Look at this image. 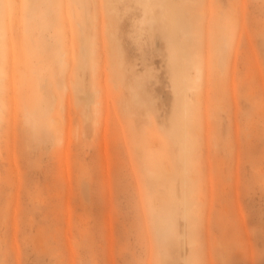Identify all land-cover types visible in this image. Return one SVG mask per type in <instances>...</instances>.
I'll use <instances>...</instances> for the list:
<instances>
[{
	"label": "rangeland",
	"instance_id": "1",
	"mask_svg": "<svg viewBox=\"0 0 264 264\" xmlns=\"http://www.w3.org/2000/svg\"><path fill=\"white\" fill-rule=\"evenodd\" d=\"M77 1L0 0V264H264V0H170L185 198L169 0Z\"/></svg>",
	"mask_w": 264,
	"mask_h": 264
},
{
	"label": "bare ground",
	"instance_id": "2",
	"mask_svg": "<svg viewBox=\"0 0 264 264\" xmlns=\"http://www.w3.org/2000/svg\"><path fill=\"white\" fill-rule=\"evenodd\" d=\"M62 1V0H61ZM167 1V0H165ZM72 4L77 5L78 1L77 0H71ZM163 10L165 11V17L167 20H169L170 25H171V39L174 42L173 48L175 50H178V55L172 60V63L174 65V72L176 74L175 78V92L177 94V117L178 120L176 119V122L174 123L175 129L180 133V136L183 140V148H182V162H183V169L181 171V178H182V191H183V196L184 198L187 195V172H188V152H187V134H186V126L188 124V112L190 109V97L189 94L191 91L189 87V72L187 71L188 66L190 65V62L184 61V53L182 52V46L179 41V35L180 32H184V28L181 25L176 12L173 10V4L169 0L168 4L162 5ZM186 34V31L184 32ZM1 51V49H0ZM64 62V60H63ZM194 66L193 67V81L195 84H199L202 80L203 77V69L202 67L198 64V62L194 61ZM113 70L116 75V70L115 67L113 66ZM117 76V75H116ZM98 93V90L95 91ZM93 94L88 92L87 93V102L88 105L93 102ZM53 125H56L57 123L55 122V119H53ZM166 174L168 172H165ZM165 176V174H164ZM166 178V177H165ZM168 181L170 180L169 177L167 178Z\"/></svg>",
	"mask_w": 264,
	"mask_h": 264
}]
</instances>
